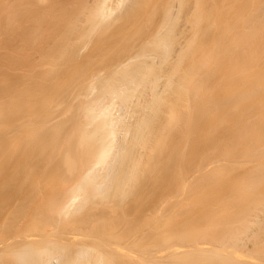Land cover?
Wrapping results in <instances>:
<instances>
[{
  "label": "bare ground",
  "instance_id": "bare-ground-1",
  "mask_svg": "<svg viewBox=\"0 0 264 264\" xmlns=\"http://www.w3.org/2000/svg\"><path fill=\"white\" fill-rule=\"evenodd\" d=\"M0 264H264V0H0Z\"/></svg>",
  "mask_w": 264,
  "mask_h": 264
}]
</instances>
